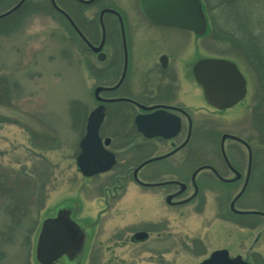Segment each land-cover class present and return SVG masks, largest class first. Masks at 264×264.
<instances>
[{
    "label": "rangeland",
    "instance_id": "obj_1",
    "mask_svg": "<svg viewBox=\"0 0 264 264\" xmlns=\"http://www.w3.org/2000/svg\"><path fill=\"white\" fill-rule=\"evenodd\" d=\"M35 1L42 4L27 6V13L24 12V16L10 27L8 23L0 24V82L7 85L9 92V95L0 96V188H3L0 190V250L5 252L7 264L25 261L34 264L35 232L42 217L53 215L57 205L74 201L80 207L73 214L75 219L85 216L94 218L103 206L102 199L97 197L98 185L114 182L115 174L155 151L153 141H149L142 151L133 149L135 152L131 158L119 155L118 163L111 171L92 177H85L79 172L75 157L79 152L78 142L84 133L87 115L96 105L93 88L110 83L112 79L95 73L96 70L90 66L91 56L77 57L84 51L81 52L83 49L66 24L51 9L43 11L41 8L48 0ZM228 1L222 3L218 18L215 17L217 12L213 15L207 10L211 27L204 36H196L175 26L152 24L140 11L138 0H98L86 7L93 13L104 7L123 11L127 68L137 61L152 71L159 54H167L171 70H176L180 78V92L193 109L196 125L189 146L195 158L184 169L173 173L180 179L188 180L193 163L199 160L201 153L210 155L217 150L222 132L254 138L256 147L253 150L261 153L257 154L249 185L235 207L253 209L260 206L263 209L264 129L256 113L257 109H263V89L256 70L245 56L247 47L244 48L234 37H227L216 25L221 18L230 19L226 16V8L232 0ZM231 8L238 12L239 20L245 16L253 26L263 21L264 0H237ZM95 17L97 19V14ZM105 26L107 39L113 38L118 45L120 38L116 27L115 32L109 34V21ZM98 37L99 28L96 25L94 39ZM250 46L254 53L260 55V51L263 52L261 45L257 46L252 40ZM220 56L231 58L246 77V95L222 112L211 107L199 112L195 108L206 105V102L201 88L193 81L191 65L201 57ZM94 60V63L100 64ZM124 104L120 101L110 106L116 109ZM115 125L112 117H106L100 134L121 133V127ZM237 152L240 158L234 162L239 169H243L246 150L238 146ZM167 167L169 165L163 160L150 161L139 170L138 175L142 181L156 180L166 172ZM222 171L228 175L225 169L222 168ZM125 183V194L114 202L109 213L114 215V221L126 224L130 229H149L155 222L160 233L159 240L155 237L157 233L153 232L149 239L130 244L127 236L123 239V232H119L121 241L112 243L114 238L110 240L112 237L109 238V235L117 231L105 227L103 234L97 235V241L101 237L104 246L109 244L114 249L109 252L95 249L81 264H198L216 248L226 249L230 256L240 254L252 264H264V219L229 209V202L240 185L212 181L210 188L215 201L209 198L210 195L203 203L199 197L198 202L169 207L158 195L161 188H140L130 178ZM22 209L28 213L19 216ZM108 223L111 225V222ZM205 230V248H188L191 237L202 235ZM257 234L261 235L258 241L254 240ZM172 236H175L174 249L170 248Z\"/></svg>",
    "mask_w": 264,
    "mask_h": 264
},
{
    "label": "flooded vegetation",
    "instance_id": "obj_2",
    "mask_svg": "<svg viewBox=\"0 0 264 264\" xmlns=\"http://www.w3.org/2000/svg\"><path fill=\"white\" fill-rule=\"evenodd\" d=\"M19 1L20 0H0V15L10 10ZM54 1L59 9L53 7L50 0H48L47 4L41 8L43 9V11H46V9H51V11L56 13L58 17L66 24L67 28L71 32V35L77 41L79 47L83 49L81 50V52L84 51L83 54L77 55V57L87 58L88 56H91L92 60L90 59V66L92 69H94V71L96 70L95 73H100L98 74L100 77L103 75L107 78L112 79L110 83L102 84L103 86L108 87V89L101 91L104 92L103 95H101L100 92V96L106 99V101H99L95 99V97L94 100L96 102L95 106L99 104H103L104 106L103 121L106 117L110 119L112 117L114 119V122L116 123L115 127H121V133L119 131V134L117 133V135L107 133L103 136L99 132L102 140H104V138H109V143L106 148L114 154L115 163L107 170L98 171L88 177L113 170V168L116 167L118 163L119 155H121L123 158H131L132 154L135 152H133V149H135L136 152L142 151L144 145H147L149 141H153L155 148V151L152 154L150 153L149 155L145 156L135 165L129 166L125 171L115 174L113 176L114 182L101 183L98 185L97 190L99 191V194L97 195V197H100L102 199L103 206L98 209L94 218H91L89 216L80 218V220H82L81 223H83V225L85 226H88L92 232V237L87 254L92 253L95 249H97L96 251L100 252L101 250H106L107 252H109L110 250L114 249L109 247V244L104 246V244L101 243L103 242L101 237L99 238V241H97V235L99 236L100 233L101 236L105 227L111 228L113 230L115 229L117 231L111 232V235H109V238L112 237L110 240L114 238L112 243L115 241H121V236H118L119 232H123V239L127 236L130 244L142 242L149 239L153 232L157 233L155 237L157 238V240H159L160 233H158V225L155 224V222H152V227L149 229L140 227L137 229L132 227L133 229H130V227H128L126 224H121L117 220L114 221V215L109 213L110 210L113 209L114 202L125 194L127 189V183H125V180H127V178H130L133 184L140 188H161V191L158 195L160 199H162L164 204L169 207H180L194 201L198 202L199 197L201 199V203H203L206 202L210 195L211 197L209 198H211L212 201H215L212 197L214 194L213 189L210 188V183L212 181L228 184L230 186L240 185V189L245 182L246 171L250 162V171L246 187L249 185L253 172V166L256 164L255 160L257 158V154L259 155L261 152H256L255 150H253L254 147H256L254 138H244V136H240L232 132L229 134H234L241 137L247 144H249L251 148V154L249 157V151L245 144L232 138H225L223 141L225 154L229 163L240 173V175L236 179H232L235 174L225 161L224 156L220 150L221 135L225 132H222L220 134V138L217 142V150L213 151V153L210 155H203L204 153L202 152L199 160L193 163L194 166H192V168L191 166L189 167V169L191 168V170L189 172L188 180L180 179L179 176H176L175 173H173L175 170L181 171V169H184V166H186L187 163L195 158V153L189 146L192 141L194 128L196 125V118L193 116L192 112L193 109L186 103L184 96L180 92L181 90L178 83L180 82V78L176 70H171V66L169 65L167 59L165 60V65H162L159 60L162 54H159L158 60L154 63L155 65L152 68V71L149 70L147 65L144 67V65L138 64L137 61H133L132 63H130V66L127 68L128 49L126 47L125 40L124 52L121 40V27L123 29V33L124 27L121 17L123 11L120 8L107 7L113 9L115 12L105 11L101 14L100 11L105 7L99 8L98 11L94 13L90 12V9L86 7L91 6L92 4H96L98 0H92L88 3L80 0ZM31 4H33V6H39L40 4H42V2L35 0H23L22 3L14 10L0 16V24L2 22L8 23L10 27V25L13 24L15 20L17 21L21 16H24V12L27 13L26 7ZM62 11L68 15V17L76 25L85 39L72 26L70 20ZM96 14L97 19L95 17ZM107 21H109V34L113 30H115L116 27L117 34L120 38L118 39V45L115 44L113 38L109 37V39H107V32L105 29ZM96 25L99 28V37L97 40L94 39V35L96 33ZM102 27L104 39L100 52L103 53V57L102 59H99L98 53L94 51L89 44L97 46L100 43L102 36ZM94 59H96V62L100 64L98 65L97 63H94ZM121 77L122 79L120 83L117 86L113 87ZM114 98L125 99L111 100ZM120 101L125 103L124 106L116 109L110 106ZM139 105L151 108L142 109ZM207 107V105H199L194 108L197 109V111L202 112L204 110H207ZM151 113H155L154 121L157 122L156 128H151L146 123L148 120V118L146 117H148L147 115H150ZM138 115H140V117L144 120V122L141 124L142 130H139L137 124L135 123V119ZM175 124L177 125V127L175 126ZM161 129L163 133L155 134L152 136L146 135L147 133L159 132V130ZM116 136H118L119 138H116ZM119 139L120 141L118 143ZM238 146H241L246 150V159L244 160L245 165L243 169H239V167L235 164V162L240 158V154L237 152ZM160 147L161 150L159 151ZM150 158H157L152 161L163 160L165 164L169 165V167L166 168V172L163 173L160 178L156 180L142 181L139 178L138 172L145 166L144 164L138 169L136 174L137 179L142 182L140 183L139 181H136L134 179L133 169L144 160ZM101 166H103V164ZM201 166L204 167L199 169L195 173L193 178V171ZM222 168L228 172L227 176L223 174ZM220 176L232 180L225 181L221 179ZM174 181H179L182 184L176 183ZM168 197L169 199H167ZM160 199L158 201H161ZM253 209L264 212V208L262 209L260 206L254 207ZM252 214L264 219V215L262 214ZM108 222H111V225H108ZM253 226L255 227L257 225ZM139 232H144L145 236L143 238L137 239L135 236ZM206 233L207 231L205 230V233L202 235L199 234L192 236L190 240V246H188V248L196 247L197 250L199 247L200 249H204L207 236ZM260 237L261 235L257 234L254 240L258 241ZM174 238L175 236H172V241L170 244V248L172 249H174L175 246ZM183 239L184 244L186 245L185 238Z\"/></svg>",
    "mask_w": 264,
    "mask_h": 264
},
{
    "label": "water",
    "instance_id": "obj_3",
    "mask_svg": "<svg viewBox=\"0 0 264 264\" xmlns=\"http://www.w3.org/2000/svg\"><path fill=\"white\" fill-rule=\"evenodd\" d=\"M20 0L14 7L5 13V15L22 3ZM51 4L59 9L54 0H50ZM85 3L92 0H80ZM139 6L142 13L153 24L164 26H175L185 30L192 31L196 36H202L207 30V18L204 12L201 0H139ZM61 10V9H60ZM105 11L115 12L113 9L104 8L100 11L102 14ZM63 12V11H62ZM65 13V12H63ZM68 17V15L65 13ZM70 20L72 26L77 32L85 39L80 33L76 25ZM104 34L102 27L101 41L97 46L91 44L90 47L98 53V58L102 59L103 53L100 52L103 44ZM121 40L125 52V38L123 29L121 27ZM126 55V54H125ZM160 62L165 65L166 56L160 57ZM192 76L195 82L200 86L204 100L212 107L219 110H224L233 106L241 99L244 98L247 88L246 79L237 67L236 63L225 57H201L192 64L191 69ZM119 81L113 86H117ZM108 89L107 86L96 85L93 88L94 97L99 101H106V99L100 96L102 90ZM125 98H114L111 100H120ZM142 109H149L151 107H144L139 105ZM154 114L147 115V124L151 128L157 127V122L154 121ZM104 117V106L99 104L94 107L87 116L85 124V132L79 141L80 151L75 158V163L78 170L85 176H90L98 171H104L110 168L115 163L114 154L106 148L109 143V138L101 139L98 134L100 124ZM144 120L138 115L135 119L139 130H142L141 124ZM162 125V123H161ZM177 127V125L175 124ZM160 127V125H159ZM163 133L162 129L159 132L145 133L147 136ZM225 138L236 139L239 142L246 145L249 151V157L251 149L242 138L223 133L221 135L220 150L224 156L225 161L234 172L235 176L232 179H236L240 173L235 170L229 163L223 146ZM157 158H150L144 160L133 169V177L136 181H139L136 177L138 169L144 164L155 160ZM103 164V166H101ZM204 166L196 168L195 173ZM250 171V162L246 171L245 182L239 191L233 196L229 203V208L235 213H254L262 214L264 212L255 209H237L234 206L237 198L243 193L247 185V179ZM225 181L232 179L223 178ZM194 180V179H193ZM142 183L141 181H139ZM182 184L179 181H174ZM148 184V183H147ZM151 185V184H150ZM169 199V197L167 198ZM80 207L76 202H65L57 205L54 209V213L51 216H44L40 221V225L36 231L33 243V262L34 264H58L62 259L65 264H81L86 257L87 250L91 241L92 232L88 226L81 223L82 220L74 218V213L79 211ZM145 236L144 232L136 234V238L140 239ZM198 264H252L242 258L241 255L230 256L228 251L224 248L213 250L206 258L200 261Z\"/></svg>",
    "mask_w": 264,
    "mask_h": 264
},
{
    "label": "trees",
    "instance_id": "obj_4",
    "mask_svg": "<svg viewBox=\"0 0 264 264\" xmlns=\"http://www.w3.org/2000/svg\"><path fill=\"white\" fill-rule=\"evenodd\" d=\"M202 1H203V4L205 5V8L208 11L210 10V12H212L213 15L215 14V12H217V14L215 15L216 18H218V15L220 14V8H221L222 3L224 4L226 1L229 3L228 0H202ZM235 1L237 0H232L228 8H226L227 9L226 13H228L226 16L229 17L230 19L227 21V20H223L220 17L221 19L219 20V23L217 22L216 25L219 26L221 31L224 32L227 37H229L230 39L234 37V39H236L240 44H242L244 48L247 47L245 48L247 52L245 56H247L249 63L252 65L253 69L256 70V74H258L260 85L263 89L262 90V99H263L262 101H264V48H263L264 46V23L260 25L262 22H264V16H263V21L259 24H254V26L250 19L248 18L245 19V16L241 17L240 18L241 20H239L238 12H235L234 9L232 11V8H231ZM233 14H235V16H233ZM261 27H263V29H260ZM251 40L254 43L256 42L257 46L261 45L260 49L263 52L260 51V55L257 52L254 53V50L251 49V46H250ZM2 80L3 78H1V81ZM6 88H7V85L0 82V96L9 95L8 88L7 89ZM3 92L4 94H2ZM262 106H263V109L261 108L257 109L256 113L258 116L257 118L258 122L261 124V127H263L264 129V103L262 104ZM1 189L3 188H0V190ZM39 196L40 195H38V198ZM19 200L20 202H23L21 198H19ZM38 201L40 202L41 199H38ZM27 213L28 211L22 209V211H19V216H23L24 214H27ZM19 216L16 217V220L19 219ZM0 264H7V261L5 259V252L3 250H0ZM14 264H28V263H26L25 261V262H16V263L14 262Z\"/></svg>",
    "mask_w": 264,
    "mask_h": 264
}]
</instances>
